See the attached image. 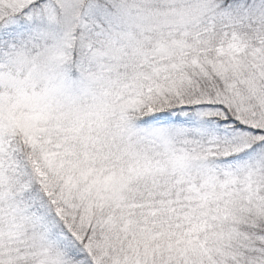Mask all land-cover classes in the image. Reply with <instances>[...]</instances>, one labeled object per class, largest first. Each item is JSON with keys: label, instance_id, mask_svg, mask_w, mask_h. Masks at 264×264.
I'll return each mask as SVG.
<instances>
[{"label": "snow or ice", "instance_id": "snow-or-ice-1", "mask_svg": "<svg viewBox=\"0 0 264 264\" xmlns=\"http://www.w3.org/2000/svg\"><path fill=\"white\" fill-rule=\"evenodd\" d=\"M0 264H264V0H0Z\"/></svg>", "mask_w": 264, "mask_h": 264}]
</instances>
